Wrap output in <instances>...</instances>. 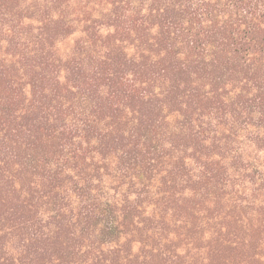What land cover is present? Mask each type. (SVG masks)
Instances as JSON below:
<instances>
[{
  "label": "trees",
  "instance_id": "16d2710c",
  "mask_svg": "<svg viewBox=\"0 0 264 264\" xmlns=\"http://www.w3.org/2000/svg\"><path fill=\"white\" fill-rule=\"evenodd\" d=\"M0 264H264V0H0Z\"/></svg>",
  "mask_w": 264,
  "mask_h": 264
}]
</instances>
